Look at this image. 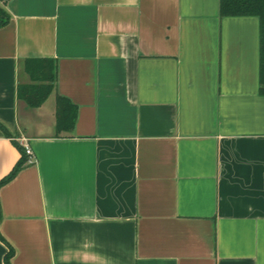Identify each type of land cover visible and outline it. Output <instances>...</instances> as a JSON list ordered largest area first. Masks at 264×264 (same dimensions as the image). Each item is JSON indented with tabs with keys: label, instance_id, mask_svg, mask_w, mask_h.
<instances>
[{
	"label": "crops",
	"instance_id": "1",
	"mask_svg": "<svg viewBox=\"0 0 264 264\" xmlns=\"http://www.w3.org/2000/svg\"><path fill=\"white\" fill-rule=\"evenodd\" d=\"M0 7V180L12 138L34 155L0 188L11 264H264L258 18L220 17L218 0ZM28 59L56 64L34 109L17 95Z\"/></svg>",
	"mask_w": 264,
	"mask_h": 264
},
{
	"label": "trees",
	"instance_id": "2",
	"mask_svg": "<svg viewBox=\"0 0 264 264\" xmlns=\"http://www.w3.org/2000/svg\"><path fill=\"white\" fill-rule=\"evenodd\" d=\"M220 17H255L259 20V92L264 96V0H218ZM9 21V15L0 7V28ZM24 72L29 83L18 85L17 95L29 108H38L50 95L56 77V64L51 59H28L24 61ZM56 110V132H70L74 126L76 108L68 101L58 97ZM0 130L6 137H10L6 129L0 124ZM20 154V158L2 180L0 188L10 182L18 172L26 166V155L23 148L12 141ZM1 220V209H0ZM8 250L4 255V263L11 264L13 248L0 235Z\"/></svg>",
	"mask_w": 264,
	"mask_h": 264
},
{
	"label": "built area",
	"instance_id": "3",
	"mask_svg": "<svg viewBox=\"0 0 264 264\" xmlns=\"http://www.w3.org/2000/svg\"><path fill=\"white\" fill-rule=\"evenodd\" d=\"M12 141L17 142L24 150L26 155V165L34 162V155L33 152L28 144V139L24 136H20L17 138H12Z\"/></svg>",
	"mask_w": 264,
	"mask_h": 264
}]
</instances>
